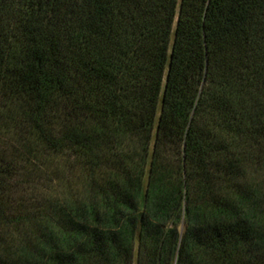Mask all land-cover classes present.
<instances>
[{
  "label": "trees",
  "instance_id": "trees-1",
  "mask_svg": "<svg viewBox=\"0 0 264 264\" xmlns=\"http://www.w3.org/2000/svg\"><path fill=\"white\" fill-rule=\"evenodd\" d=\"M0 264H264V0H0Z\"/></svg>",
  "mask_w": 264,
  "mask_h": 264
},
{
  "label": "rangeland",
  "instance_id": "rangeland-1",
  "mask_svg": "<svg viewBox=\"0 0 264 264\" xmlns=\"http://www.w3.org/2000/svg\"><path fill=\"white\" fill-rule=\"evenodd\" d=\"M185 228H186V223L185 222H182L179 226V230L181 233H184L185 231Z\"/></svg>",
  "mask_w": 264,
  "mask_h": 264
}]
</instances>
